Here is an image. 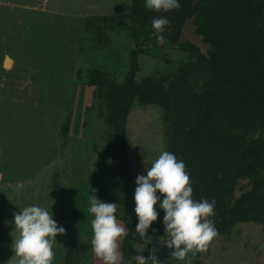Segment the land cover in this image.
Masks as SVG:
<instances>
[{"label":"rangeland","instance_id":"obj_1","mask_svg":"<svg viewBox=\"0 0 264 264\" xmlns=\"http://www.w3.org/2000/svg\"><path fill=\"white\" fill-rule=\"evenodd\" d=\"M147 9L146 0H0V264H12L14 258L13 213L32 204L51 211L57 226L65 229L56 236L53 264H104L91 249L90 195L117 203L115 215L128 229L132 258L150 256L152 241L168 239L159 203L154 205L158 218L145 239L135 233L133 211L137 175H146L150 162L167 150V105L157 94L100 91L104 80L122 82L133 55L136 80L160 74L169 81L173 72L182 76L181 63L195 58L197 52L187 46L143 36L145 24L139 20ZM169 12L151 17L170 21L162 34L180 27L184 17L193 21L196 13L178 22L175 16L169 19ZM128 26H134V33L126 32ZM203 41L204 52L193 45L208 58L212 44ZM205 77L196 68L185 73L184 85L200 90ZM110 98L129 102L122 113L126 176L120 181L106 171L119 164L110 152L116 143L107 118L111 103L105 104ZM257 132L264 141L263 129ZM248 185L247 178H237L231 197ZM218 233L206 252L189 253L192 264H264V216L236 220L227 232ZM132 264L137 262L132 259ZM147 264L186 261L170 255Z\"/></svg>","mask_w":264,"mask_h":264},{"label":"trees","instance_id":"obj_2","mask_svg":"<svg viewBox=\"0 0 264 264\" xmlns=\"http://www.w3.org/2000/svg\"><path fill=\"white\" fill-rule=\"evenodd\" d=\"M179 3L178 11L170 10L169 19L175 16L180 22L195 11L193 21L198 24L197 32L212 44L209 57L199 54L189 41L178 42V26L162 34L163 37L197 52L193 60L180 64L182 76L173 72L169 81L160 74L136 80L133 55L122 82L102 79L100 91L121 89L130 95L136 92L143 96H162L167 105L165 118L169 127L166 151L182 157L191 180L192 198L215 200L212 221L218 232H227L236 220L257 221L264 216V141L257 132L264 131V0H198L195 3L180 0ZM179 12H182L180 16L176 15ZM154 13L147 9L139 20L145 24L146 30L142 31L148 40L156 38L151 27ZM133 27H125L126 32H133ZM196 68L206 74L200 90L184 85L185 73ZM105 104H108L107 118L116 139L115 149L111 147L110 152L119 159L116 168L106 171L120 181L126 176L122 113L129 102L110 98ZM237 178H247L249 185L232 198V183ZM229 199L231 202L227 203ZM128 236L129 233L122 240V264L132 261Z\"/></svg>","mask_w":264,"mask_h":264},{"label":"clouds","instance_id":"obj_3","mask_svg":"<svg viewBox=\"0 0 264 264\" xmlns=\"http://www.w3.org/2000/svg\"><path fill=\"white\" fill-rule=\"evenodd\" d=\"M146 7L155 12H167L178 9L180 4L178 0H146ZM169 24L164 17L153 18V35L162 40L165 26ZM135 183L133 211L138 219L135 233L146 238L148 228L158 218L154 205L159 203L164 211V231L168 237L163 244L174 248L170 254L173 258L192 264L189 253L195 257L198 252H206L210 242L219 234L209 219L214 215L215 200H194L184 162L165 150H161L150 162V167H146V175H137ZM157 192L163 196L162 200ZM88 211L94 216L91 220V249L95 256L104 264H122L119 240L128 234V229L117 222V203L101 202L95 195H90ZM12 222L17 232L10 245L14 253L12 264H53L56 236L65 233L63 227L57 226L53 213L32 204L14 212ZM132 259L137 264H147L149 259L157 261L154 255L145 257L140 254Z\"/></svg>","mask_w":264,"mask_h":264},{"label":"water","instance_id":"obj_4","mask_svg":"<svg viewBox=\"0 0 264 264\" xmlns=\"http://www.w3.org/2000/svg\"><path fill=\"white\" fill-rule=\"evenodd\" d=\"M177 40L179 42L189 41L199 48L200 51H205V43L202 34L197 32L196 25L192 21V16L184 17L182 24L179 27ZM242 154L240 158H242ZM174 248H168L163 244V241L154 240L149 246V255H154L159 262L166 261Z\"/></svg>","mask_w":264,"mask_h":264},{"label":"built area","instance_id":"obj_5","mask_svg":"<svg viewBox=\"0 0 264 264\" xmlns=\"http://www.w3.org/2000/svg\"><path fill=\"white\" fill-rule=\"evenodd\" d=\"M153 261V260H152ZM156 261H153V263H155Z\"/></svg>","mask_w":264,"mask_h":264}]
</instances>
